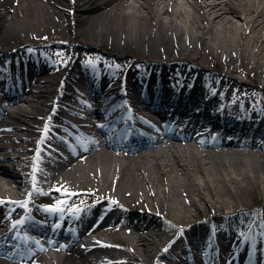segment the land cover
Segmentation results:
<instances>
[{
    "label": "bare ground",
    "instance_id": "bare-ground-1",
    "mask_svg": "<svg viewBox=\"0 0 264 264\" xmlns=\"http://www.w3.org/2000/svg\"><path fill=\"white\" fill-rule=\"evenodd\" d=\"M6 77L0 242L60 201L93 217L0 264H264V0H0Z\"/></svg>",
    "mask_w": 264,
    "mask_h": 264
},
{
    "label": "rangeland",
    "instance_id": "rangeland-1",
    "mask_svg": "<svg viewBox=\"0 0 264 264\" xmlns=\"http://www.w3.org/2000/svg\"><path fill=\"white\" fill-rule=\"evenodd\" d=\"M206 66H208L207 64H206ZM209 67V66H208ZM211 67V66H210ZM0 161H2V160H0ZM246 200H247V202H249V203H251L252 205V207H254L255 206V204L253 203V202H255L254 200H252V198L249 196L248 198H246ZM114 245H119V243L117 242V241H111Z\"/></svg>",
    "mask_w": 264,
    "mask_h": 264
}]
</instances>
